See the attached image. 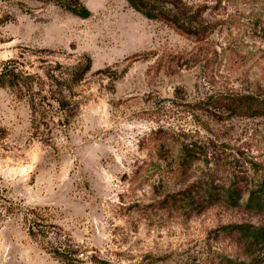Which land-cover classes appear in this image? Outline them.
Returning a JSON list of instances; mask_svg holds the SVG:
<instances>
[{
  "label": "rangeland",
  "instance_id": "1",
  "mask_svg": "<svg viewBox=\"0 0 264 264\" xmlns=\"http://www.w3.org/2000/svg\"><path fill=\"white\" fill-rule=\"evenodd\" d=\"M210 12L219 26L193 42L125 0H0V69L12 59L44 75L91 65L76 87L77 116L68 126L41 123L48 137L35 135L27 103L0 88L9 134L0 148V264H63L29 235L32 209L82 249L84 264L264 263V243L244 233L264 230V210L246 206L252 191L264 198V116L217 105L264 98V5L233 1ZM166 130L197 144L188 180L172 181L160 166L152 174L150 153ZM207 177L222 191L235 186L239 204L160 209L166 190L192 187L201 198Z\"/></svg>",
  "mask_w": 264,
  "mask_h": 264
},
{
  "label": "trees",
  "instance_id": "2",
  "mask_svg": "<svg viewBox=\"0 0 264 264\" xmlns=\"http://www.w3.org/2000/svg\"><path fill=\"white\" fill-rule=\"evenodd\" d=\"M129 6L146 19L165 24L167 27L185 36L193 42H203L215 32L219 21L211 14L227 2H257L263 4L264 0H125ZM72 15L87 19L91 16L89 10L83 5L61 4ZM214 17V18H212ZM91 71V65L64 67L58 64L47 75L25 71L19 59H12L4 63L0 69V88L8 89L19 100L27 103L32 117V128L35 135L41 132V123L58 120L68 126L77 116L79 105L76 101V87L79 86ZM44 73V72H43ZM222 113H234L241 117L264 116V98L253 96H239L229 101L217 102ZM50 124V123H48ZM182 133V132H181ZM175 130L160 131V144L150 153L156 160L150 165L152 174L160 166L163 174L172 181L188 180L191 169L201 155L198 154L197 144L182 138V134ZM8 131L0 127V148L8 138ZM48 137V136H46ZM183 139V140H182ZM148 171H151L150 169ZM148 173V172H147ZM204 181V182H203ZM196 182V181H195ZM203 196L198 198L192 187L188 190L165 192L160 203L164 212L206 210L216 203H225L237 206L241 197L235 186L222 191L215 186L214 180L203 179L199 181ZM197 184V182L195 183ZM168 189V188H166ZM246 206L251 210H264V198H260L254 191L250 192ZM7 213H15L9 210ZM24 222L28 227L32 239L40 241L53 256L63 264H84L81 255L84 252L70 242L57 239L53 229H57L49 218L38 211L29 210L24 215ZM242 229V228H241ZM254 230V231H253ZM246 229L244 233L250 235L252 241L264 243V230ZM253 231V232H251ZM241 232V231H240ZM242 233V232H241ZM61 239V238H60ZM92 264H111L110 262L95 258ZM232 263V262H230ZM264 264V263H263Z\"/></svg>",
  "mask_w": 264,
  "mask_h": 264
}]
</instances>
